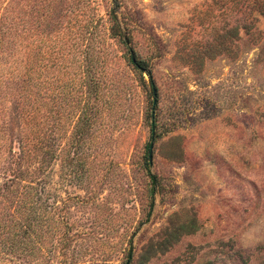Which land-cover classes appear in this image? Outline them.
Returning a JSON list of instances; mask_svg holds the SVG:
<instances>
[{
    "label": "rangeland",
    "instance_id": "rangeland-1",
    "mask_svg": "<svg viewBox=\"0 0 264 264\" xmlns=\"http://www.w3.org/2000/svg\"><path fill=\"white\" fill-rule=\"evenodd\" d=\"M130 246L264 264V0H0V264Z\"/></svg>",
    "mask_w": 264,
    "mask_h": 264
},
{
    "label": "trees",
    "instance_id": "trees-1",
    "mask_svg": "<svg viewBox=\"0 0 264 264\" xmlns=\"http://www.w3.org/2000/svg\"><path fill=\"white\" fill-rule=\"evenodd\" d=\"M114 22L116 24L115 30L118 31V33L116 35H118L120 37L122 36V38H123V33L121 32L119 25L117 24L116 20H114ZM135 60H136V62H135V64H133L132 61H131V58H130V63L138 71H140L139 69H143L144 72H141V71L140 72L141 73H146L148 75V77H149V80H150V88H151L152 98H153V103H152L153 108H152V115H151V130L154 131L155 123H154V115H153L154 112H153V110L157 106V103H158L157 102V97H158L157 95L158 94H157L156 85H155V83H154V81L152 79V74H151V71L148 68L147 64L145 62H142V61L136 59V58H135Z\"/></svg>",
    "mask_w": 264,
    "mask_h": 264
},
{
    "label": "water",
    "instance_id": "water-1",
    "mask_svg": "<svg viewBox=\"0 0 264 264\" xmlns=\"http://www.w3.org/2000/svg\"><path fill=\"white\" fill-rule=\"evenodd\" d=\"M124 42H125V45L128 47V50L130 52V58H131V61L133 64H135L136 60H135V56L133 54V51L131 50L130 46H129V42L128 40L124 37ZM141 72H144L143 69H139ZM153 147H154V138L152 136L151 138V141H150V144L148 146V164L149 166L152 165V153H153ZM152 178V181H154V178ZM132 254H133V247L130 246V249H129V254H128V261H127V264H129V261L131 260L132 258Z\"/></svg>",
    "mask_w": 264,
    "mask_h": 264
}]
</instances>
